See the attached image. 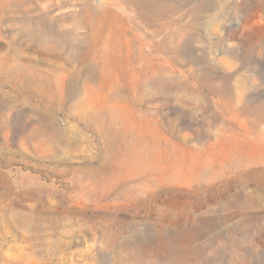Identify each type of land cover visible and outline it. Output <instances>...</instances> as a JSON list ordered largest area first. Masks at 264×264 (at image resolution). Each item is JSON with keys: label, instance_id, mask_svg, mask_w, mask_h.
<instances>
[{"label": "rangeland", "instance_id": "374dc122", "mask_svg": "<svg viewBox=\"0 0 264 264\" xmlns=\"http://www.w3.org/2000/svg\"><path fill=\"white\" fill-rule=\"evenodd\" d=\"M0 264H264V0H0Z\"/></svg>", "mask_w": 264, "mask_h": 264}, {"label": "bare ground", "instance_id": "6f19581e", "mask_svg": "<svg viewBox=\"0 0 264 264\" xmlns=\"http://www.w3.org/2000/svg\"><path fill=\"white\" fill-rule=\"evenodd\" d=\"M92 33H93V32H92ZM10 76H11L10 73L6 74V77H7V78H9ZM22 81H23V79H22Z\"/></svg>", "mask_w": 264, "mask_h": 264}]
</instances>
